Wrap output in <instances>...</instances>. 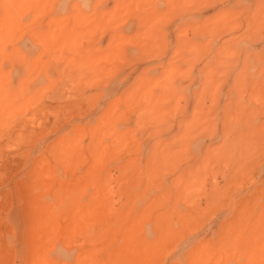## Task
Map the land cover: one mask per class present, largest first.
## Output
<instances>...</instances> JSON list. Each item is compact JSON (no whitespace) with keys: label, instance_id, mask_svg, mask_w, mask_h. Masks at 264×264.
I'll list each match as a JSON object with an SVG mask.
<instances>
[{"label":"rangeland","instance_id":"rangeland-1","mask_svg":"<svg viewBox=\"0 0 264 264\" xmlns=\"http://www.w3.org/2000/svg\"><path fill=\"white\" fill-rule=\"evenodd\" d=\"M0 264H264V0H0Z\"/></svg>","mask_w":264,"mask_h":264}]
</instances>
